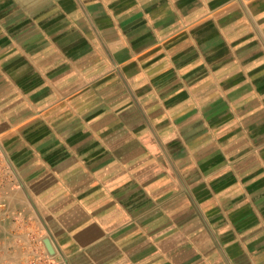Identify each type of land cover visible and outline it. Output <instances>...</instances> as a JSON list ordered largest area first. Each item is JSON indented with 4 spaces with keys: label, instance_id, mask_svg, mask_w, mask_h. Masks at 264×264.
I'll use <instances>...</instances> for the list:
<instances>
[{
    "label": "crops",
    "instance_id": "0c3cea01",
    "mask_svg": "<svg viewBox=\"0 0 264 264\" xmlns=\"http://www.w3.org/2000/svg\"><path fill=\"white\" fill-rule=\"evenodd\" d=\"M0 151V264H264V0H0Z\"/></svg>",
    "mask_w": 264,
    "mask_h": 264
},
{
    "label": "built area",
    "instance_id": "2783aa9c",
    "mask_svg": "<svg viewBox=\"0 0 264 264\" xmlns=\"http://www.w3.org/2000/svg\"><path fill=\"white\" fill-rule=\"evenodd\" d=\"M15 185L13 181L12 173L5 165V159L0 151V209L6 208V203L2 200V196ZM30 264H50L49 258L46 253H40L36 255L30 261Z\"/></svg>",
    "mask_w": 264,
    "mask_h": 264
},
{
    "label": "water",
    "instance_id": "95a60500",
    "mask_svg": "<svg viewBox=\"0 0 264 264\" xmlns=\"http://www.w3.org/2000/svg\"><path fill=\"white\" fill-rule=\"evenodd\" d=\"M46 245H47V248H48L49 252L52 254L53 253V249L50 246V244L48 243V241L46 242Z\"/></svg>",
    "mask_w": 264,
    "mask_h": 264
}]
</instances>
